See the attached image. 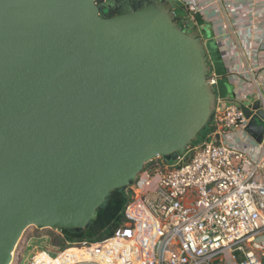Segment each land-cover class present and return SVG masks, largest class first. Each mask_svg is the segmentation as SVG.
Segmentation results:
<instances>
[{
    "label": "water",
    "instance_id": "95a60500",
    "mask_svg": "<svg viewBox=\"0 0 264 264\" xmlns=\"http://www.w3.org/2000/svg\"><path fill=\"white\" fill-rule=\"evenodd\" d=\"M105 3L0 0V264L31 227L90 229L215 119L207 49L173 3ZM241 109L261 143L264 103Z\"/></svg>",
    "mask_w": 264,
    "mask_h": 264
},
{
    "label": "built area",
    "instance_id": "2783aa9c",
    "mask_svg": "<svg viewBox=\"0 0 264 264\" xmlns=\"http://www.w3.org/2000/svg\"><path fill=\"white\" fill-rule=\"evenodd\" d=\"M184 2L193 14L202 11L197 0ZM259 79L245 75L235 100L219 99L207 137L175 164L158 158L146 166L133 186L127 228L81 247L43 249L30 264H214L238 253L245 256L240 264H258L246 247L264 248V136L257 143L246 132L256 111L248 119L241 104L256 102L244 99L260 91ZM219 80L208 76L215 89ZM236 130L249 148L236 142ZM24 250L16 248L12 264Z\"/></svg>",
    "mask_w": 264,
    "mask_h": 264
},
{
    "label": "crops",
    "instance_id": "0c3cea01",
    "mask_svg": "<svg viewBox=\"0 0 264 264\" xmlns=\"http://www.w3.org/2000/svg\"><path fill=\"white\" fill-rule=\"evenodd\" d=\"M180 23L198 31L203 38L212 66L220 76L216 90L219 99L233 101L244 76L260 77L259 92L244 101H264V0H197L202 11L193 14L185 0H170ZM231 2L232 7L228 8ZM211 31V32H210ZM228 85L231 87L228 91ZM236 142L249 148L241 131H234Z\"/></svg>",
    "mask_w": 264,
    "mask_h": 264
},
{
    "label": "trees",
    "instance_id": "16d2710c",
    "mask_svg": "<svg viewBox=\"0 0 264 264\" xmlns=\"http://www.w3.org/2000/svg\"><path fill=\"white\" fill-rule=\"evenodd\" d=\"M178 22L181 26H186L189 28L187 25L180 23L181 21L179 20V17ZM209 130L210 127L199 134L198 142L204 140L207 137ZM125 192H129L132 195L129 203H127V200L129 199L125 197ZM125 192H115L113 194L108 207L99 212L98 219L90 229L84 230L80 233L61 231L62 235L58 237L57 242L55 241L56 243L54 246L60 248L64 243L69 246L96 243L114 236L115 227L123 225L125 228H127V224H130L131 221L125 215L124 208L133 201L136 194L134 193L133 187L129 188Z\"/></svg>",
    "mask_w": 264,
    "mask_h": 264
},
{
    "label": "rangeland",
    "instance_id": "374dc122",
    "mask_svg": "<svg viewBox=\"0 0 264 264\" xmlns=\"http://www.w3.org/2000/svg\"><path fill=\"white\" fill-rule=\"evenodd\" d=\"M211 32V31H210ZM228 91L230 90V86L228 85ZM210 127V126H209ZM161 160L159 161H164V158H160ZM176 162H170V164H175ZM134 189V193H136V189ZM125 197H127L129 200H127V203H129V201L131 200V193H127L125 192ZM128 205V204H127ZM129 206V205H128ZM128 206H125L124 211H125V215H127V213L131 214V211H129ZM124 226L121 225L119 227H115V234L122 232L124 230ZM61 234L57 231H53V230H39L36 227H31L29 228L25 234L23 235L21 241L19 242L18 245V252H23V255L21 256V260L19 261L18 264H30V262L32 261L34 255L36 253H38L39 251L43 250V249H54V250H62L65 247H67L68 245H66L65 243L63 245H61L60 248L55 247L54 244L57 242L58 237ZM56 241V242H55ZM81 247L80 245H70L68 247ZM246 252H253L255 254V258H256V262L258 264H264V248H257L253 245H247L246 247ZM236 256L235 260H218L216 261L214 264H240L244 261V255L241 253L238 254H234Z\"/></svg>",
    "mask_w": 264,
    "mask_h": 264
},
{
    "label": "flooded vegetation",
    "instance_id": "af4514ba",
    "mask_svg": "<svg viewBox=\"0 0 264 264\" xmlns=\"http://www.w3.org/2000/svg\"><path fill=\"white\" fill-rule=\"evenodd\" d=\"M123 2V0H106V3L105 4H103V5H106V4H109V3H117L118 5L120 4V3H122ZM115 7V6H114ZM112 9H115V8H112Z\"/></svg>",
    "mask_w": 264,
    "mask_h": 264
}]
</instances>
